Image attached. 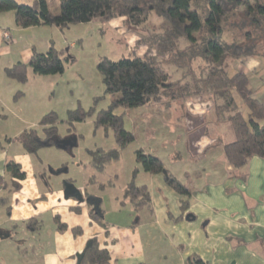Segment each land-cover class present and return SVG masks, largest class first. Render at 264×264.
I'll list each match as a JSON object with an SVG mask.
<instances>
[{"label": "rangeland", "instance_id": "374dc122", "mask_svg": "<svg viewBox=\"0 0 264 264\" xmlns=\"http://www.w3.org/2000/svg\"><path fill=\"white\" fill-rule=\"evenodd\" d=\"M16 1L29 5L34 0ZM46 3L52 13L59 12L57 0H46ZM6 14L10 15L4 17H10L9 21L5 22L10 24L7 27L11 30L14 28L13 20L11 21L13 13ZM237 22V19L233 21L235 24ZM229 23L228 26H224L222 35L227 43L243 44L253 39L249 40L246 37L247 33L252 34L251 27H233L229 26ZM166 25L167 22L164 19L151 13L147 22L141 27L131 26L125 18L105 23L93 20L89 23L71 25L63 31L55 27H34L31 33L19 39L15 38L17 42L14 45H18L20 51L31 48L33 45L37 53H45L53 46L56 50L68 49V55L72 59L64 61V72L61 75H34L28 69L27 83L20 84L15 81L17 84L14 82L15 88L11 90L6 86L9 80L5 76L4 69L21 59L19 56L1 54L0 95L9 105L10 111H6L8 121L16 123V119L21 115V118L37 127L36 123L41 117L54 112L57 115V131L60 140L68 142L75 138L76 141V146L69 150L51 146L37 151L34 156L36 159L34 174L39 183L43 176L51 182L72 179L75 187L84 188L87 194L99 193L98 185L102 184L105 186V200L111 199L110 202H112L115 197H122L123 189L131 180L133 170L137 168L135 183L137 185L153 184V199L156 198L157 202L160 198L162 204L166 203L170 211L165 209V205L160 210H163L164 214L165 211L166 214H170L175 212V207H178L179 195L177 196L165 185L163 175L153 178L154 180L150 179V176L135 162L136 150L142 149L145 153L158 157L172 178L189 187H197L202 185L201 179H209L210 170L207 163L212 159L203 151L221 150L220 144L226 142L224 137L230 128L224 122L215 126L214 102L205 92L198 96L181 97L178 100L171 99L169 95L160 94L158 98L155 97L147 105L138 109H116L115 114H123L124 128L134 135L135 140L121 152L117 161L107 164L102 172H96L90 167L87 151L97 148L105 150L114 148L111 131L105 133L101 128L95 129L94 115L84 122L75 123L73 127L65 122L67 111L74 110L78 105L87 111L94 104L97 113L109 106L110 98L104 95L101 76L96 70V65L102 58L117 61L121 58H132L134 55L151 57L168 73L172 82L179 81L180 84H188L192 88L199 85L202 87L201 82L206 74L202 58L203 46L198 44L200 41L195 44L182 38L177 41L171 53H161L157 46L159 40L165 38L162 28ZM6 33L9 34V31ZM204 36L206 33H202L200 38ZM195 37L200 40L198 36L195 35ZM10 39L9 41L3 39L5 41L3 46L12 47ZM257 44L261 48L258 57L240 59L226 57L220 65L227 76L235 73L246 74L252 95L264 103V39L258 40ZM251 60L257 63L252 66L253 68H250L248 64ZM233 98L238 111L247 119L248 112L240 97L233 93ZM16 108L20 112L15 110ZM14 132L8 134L14 135ZM231 140H233L232 137ZM203 142L209 146L202 147V153L205 154L197 159L194 156H198L197 148H201ZM184 153H187L189 157L186 158ZM192 157H194L193 160L190 159ZM91 173L98 177V184L94 187L86 182ZM159 186L164 190L163 187H166L169 196L158 194ZM179 198L182 197L179 196ZM103 206L107 207L106 202ZM153 206L157 208L158 205L153 204ZM109 218L114 222L121 220L112 212L109 213ZM164 242V254L168 255L170 260L175 259L174 247L172 244H167L165 237Z\"/></svg>", "mask_w": 264, "mask_h": 264}, {"label": "trees", "instance_id": "16d2710c", "mask_svg": "<svg viewBox=\"0 0 264 264\" xmlns=\"http://www.w3.org/2000/svg\"><path fill=\"white\" fill-rule=\"evenodd\" d=\"M57 14L52 13L46 0H34L29 5L16 0H0V15L13 13L17 28L55 27L61 31L71 25L89 23L93 20L111 22L119 18L128 20L131 26L141 27L151 13L164 19L167 25L162 28L165 38L159 40L157 49L161 53H171L178 40L184 38L189 42L203 46L202 58L205 64V78L201 85L192 88L188 84L172 82L168 73L151 57L121 58L117 61L102 58L96 65L101 76L104 95L109 96V106L95 112L94 104L87 111L79 105L67 111L66 124L73 127L75 123L84 122L95 116V129L111 131L115 147L112 149L97 148L88 150L89 165L96 172H102L107 164L117 161L123 150L134 142V135L125 130L123 114H115V110L138 109L147 105L155 97L169 95L171 99L198 96L205 92L212 99L215 111V123L228 124L233 140L222 146L226 164L235 172L247 167L252 158L264 160V104L256 99L248 87L246 74L235 73L227 76L221 67L226 57L240 59L256 58L260 55L257 41L264 39V0H57ZM240 13V14H239ZM238 20L235 24L234 20ZM245 20V21H244ZM251 27L252 34L247 33L250 42L243 44L227 43L222 35L224 26ZM232 28V27H230ZM233 29V28H232ZM202 33L206 36L201 37ZM196 36L200 38L196 39ZM208 35V36H207ZM68 49L56 50L53 46L45 53L34 52L28 63L17 62L5 68L8 79L20 84L28 81V69L34 75H61L64 72V61L72 59ZM236 93L245 106L248 115L245 119L238 111L233 98ZM96 101V100H95ZM94 101V103H95ZM57 115L54 112L45 114L37 123V128L23 131L13 141L19 143L27 154L36 155L41 148L55 146L60 139L57 131ZM70 130V129H69ZM135 162L150 176H164V183L177 195L181 209L188 206L186 200L190 191L166 171L163 162L156 156L145 153L142 149L135 151ZM5 171L9 175L14 189H18V181L24 179L20 166L8 162ZM138 169L132 172L131 180L123 190V200L127 201L135 213L152 210L151 194L147 186L137 185L134 181ZM93 181V178L90 179ZM104 190V185H98ZM185 199V200H184ZM124 202L121 201V204ZM90 216L99 224L101 212H90ZM181 217L175 219L177 222ZM57 220V219H55ZM58 223V222H57ZM29 224V223H28ZM59 231L66 225L58 224ZM79 233V229H73ZM109 254L99 249L97 242L92 241L81 264H109ZM186 264H205L198 255L187 258Z\"/></svg>", "mask_w": 264, "mask_h": 264}, {"label": "crops", "instance_id": "0c3cea01", "mask_svg": "<svg viewBox=\"0 0 264 264\" xmlns=\"http://www.w3.org/2000/svg\"><path fill=\"white\" fill-rule=\"evenodd\" d=\"M4 16L10 15H0V56L4 53L19 56L21 60L17 62L26 64L37 49L32 45L20 51L14 45L15 38L31 33L34 28H17L12 17L14 28L10 30L7 27L10 24L5 22L10 17ZM6 31L13 45L10 48L3 46ZM248 64L253 68L257 63L251 60ZM8 80L6 86L10 90L15 88V81ZM8 106L0 95V264H81L79 256L94 240L99 249L108 252L109 264H186L193 254L205 264H264V160L252 158L242 171H233L222 153V146L232 141L230 131L224 137L226 142L220 144L221 150L203 151V146H209L204 142L197 148L195 158L204 156L203 151L212 159L207 163L210 176L201 179L202 185L197 187L179 181L191 193L185 209H181L183 197L177 195L175 212L164 214L160 208L165 205L166 209L168 205L162 204L160 198L157 202L153 199V184L147 183L152 210L135 213L123 200V191L121 198L115 197L110 202L111 199L104 198L105 190L87 194L84 188H76L72 179L51 182L43 176L39 183L34 174L35 155L27 154L13 141L23 131L38 126L34 127L21 115L16 123L9 122ZM15 110L20 112L18 108ZM13 131L14 135L8 134ZM184 156L189 157L187 153ZM8 162L19 165L24 173V179L17 182L18 189L13 188L5 171ZM89 175L86 182L96 186L98 177ZM68 184L73 188L65 193L64 185L69 187ZM163 188L159 186L157 193L169 196L167 188ZM105 202L107 207L103 206ZM91 211L98 215L101 212V224L90 216ZM111 212L121 220H110ZM178 217L181 218L176 222ZM58 224L66 225V229L59 231ZM73 229H79V233L74 234ZM164 237L174 247L175 259L170 260L164 254Z\"/></svg>", "mask_w": 264, "mask_h": 264}, {"label": "water", "instance_id": "95a60500", "mask_svg": "<svg viewBox=\"0 0 264 264\" xmlns=\"http://www.w3.org/2000/svg\"><path fill=\"white\" fill-rule=\"evenodd\" d=\"M74 142H71V140H69L68 142L67 141H64V140H58L57 141V148L58 149H61V150H69L71 149L72 147H75L76 146V141H75V138L72 139ZM69 185V184H68ZM64 188H65V193L67 192V189L68 188H73L72 185H69V187L67 185H64ZM189 217L187 216L186 217V220H188ZM91 245V242H89L87 244V248L90 247ZM85 252V251H84ZM84 252L79 256V260L81 261V259L83 258L84 256Z\"/></svg>", "mask_w": 264, "mask_h": 264}, {"label": "built area", "instance_id": "2783aa9c", "mask_svg": "<svg viewBox=\"0 0 264 264\" xmlns=\"http://www.w3.org/2000/svg\"><path fill=\"white\" fill-rule=\"evenodd\" d=\"M3 39H4L5 41H9V39H10L9 34L6 33V32H3Z\"/></svg>", "mask_w": 264, "mask_h": 264}, {"label": "flooded vegetation", "instance_id": "af4514ba", "mask_svg": "<svg viewBox=\"0 0 264 264\" xmlns=\"http://www.w3.org/2000/svg\"><path fill=\"white\" fill-rule=\"evenodd\" d=\"M60 140V139H59ZM71 142H74L73 140H71Z\"/></svg>", "mask_w": 264, "mask_h": 264}, {"label": "bare ground", "instance_id": "6f19581e", "mask_svg": "<svg viewBox=\"0 0 264 264\" xmlns=\"http://www.w3.org/2000/svg\"><path fill=\"white\" fill-rule=\"evenodd\" d=\"M10 37V36H9Z\"/></svg>", "mask_w": 264, "mask_h": 264}]
</instances>
